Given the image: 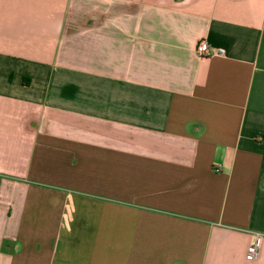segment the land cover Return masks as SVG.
Wrapping results in <instances>:
<instances>
[{
  "label": "crops",
  "instance_id": "1",
  "mask_svg": "<svg viewBox=\"0 0 264 264\" xmlns=\"http://www.w3.org/2000/svg\"><path fill=\"white\" fill-rule=\"evenodd\" d=\"M0 264H264V0H0Z\"/></svg>",
  "mask_w": 264,
  "mask_h": 264
},
{
  "label": "built area",
  "instance_id": "2",
  "mask_svg": "<svg viewBox=\"0 0 264 264\" xmlns=\"http://www.w3.org/2000/svg\"><path fill=\"white\" fill-rule=\"evenodd\" d=\"M195 53L199 59H201V60L207 59L209 54H210V49H209L207 42H205L203 40L198 42V44L196 45V48H195ZM213 53L222 54L223 50L218 49V50L214 51ZM262 242H263V236L262 235H260L258 233L253 235L252 242L246 248V253H245V257H244L245 261L252 262L257 258L258 254H259L260 247L262 245Z\"/></svg>",
  "mask_w": 264,
  "mask_h": 264
}]
</instances>
